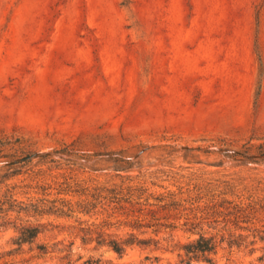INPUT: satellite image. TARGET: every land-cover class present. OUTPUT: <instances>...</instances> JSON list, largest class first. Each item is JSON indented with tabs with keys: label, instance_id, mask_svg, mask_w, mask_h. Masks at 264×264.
<instances>
[{
	"label": "rangeland",
	"instance_id": "374dc122",
	"mask_svg": "<svg viewBox=\"0 0 264 264\" xmlns=\"http://www.w3.org/2000/svg\"><path fill=\"white\" fill-rule=\"evenodd\" d=\"M262 143L264 0H0V264H264Z\"/></svg>",
	"mask_w": 264,
	"mask_h": 264
},
{
	"label": "trees",
	"instance_id": "16d2710c",
	"mask_svg": "<svg viewBox=\"0 0 264 264\" xmlns=\"http://www.w3.org/2000/svg\"><path fill=\"white\" fill-rule=\"evenodd\" d=\"M259 152L257 155L260 156V159L264 161V143L258 146ZM228 149V148H227ZM226 148L225 150L228 151ZM229 156L232 157H242L246 161L251 160L255 157V154L250 153L251 148L245 146L242 150L229 149ZM14 187H8L3 193L0 192V220L2 223L9 220L8 215L11 212H16L17 214L25 213L27 208L32 206L24 205L22 202L17 201L12 192ZM133 191V189L128 188V192ZM39 206L34 204V209H37ZM1 225V224H0ZM18 236L13 239V243L17 245L15 250H18L24 243L31 242L39 233L38 226L33 225H22L18 229ZM133 242L128 241H117L110 240L108 241V246L111 247L117 253H121L125 246L132 244ZM137 243H142L138 241ZM181 249L183 250L181 261L185 264H189L193 259L202 258L203 260L208 261V255L215 252L216 244L213 238L205 237L199 235L196 239L184 244Z\"/></svg>",
	"mask_w": 264,
	"mask_h": 264
}]
</instances>
